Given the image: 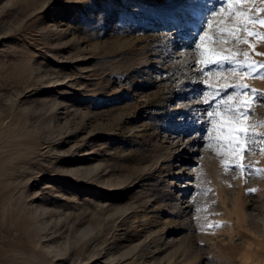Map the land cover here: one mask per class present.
I'll return each instance as SVG.
<instances>
[{"label": "rangeland", "instance_id": "374dc122", "mask_svg": "<svg viewBox=\"0 0 264 264\" xmlns=\"http://www.w3.org/2000/svg\"><path fill=\"white\" fill-rule=\"evenodd\" d=\"M260 10L0 0V264H264Z\"/></svg>", "mask_w": 264, "mask_h": 264}, {"label": "snow or ice", "instance_id": "6c2138e0", "mask_svg": "<svg viewBox=\"0 0 264 264\" xmlns=\"http://www.w3.org/2000/svg\"><path fill=\"white\" fill-rule=\"evenodd\" d=\"M234 2H236V3H255L256 0H234ZM262 2H264V0H262ZM260 11H264V10H260ZM253 22H256L255 19H253ZM259 22H260L261 24H264V20L259 21ZM177 38H178V39H183V37L180 36L179 34H177ZM193 39H195V38H193ZM253 47H255V46H253ZM257 55H264V53H257ZM214 63H221V64H222V62H220V61L209 60V64H214ZM202 71H203V70H202ZM259 96H260V94H258V93H254V98L259 99ZM198 122H199V121H198ZM196 135H197L198 137L202 136V134L199 133V132H197Z\"/></svg>", "mask_w": 264, "mask_h": 264}]
</instances>
